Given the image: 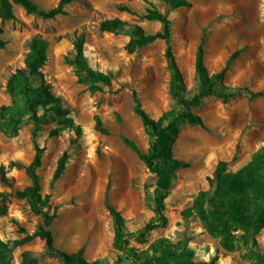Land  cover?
<instances>
[{
    "label": "rangeland",
    "instance_id": "1",
    "mask_svg": "<svg viewBox=\"0 0 264 264\" xmlns=\"http://www.w3.org/2000/svg\"><path fill=\"white\" fill-rule=\"evenodd\" d=\"M33 1L47 10L59 0ZM188 1V6L171 9L164 0H72L65 6V14L54 18L27 13L14 5L15 18L0 20V38L6 41L0 48V105L11 103L6 80L24 65L28 40L39 35L48 41L43 78L82 127L80 136L69 128L49 136V130L56 126L49 120L36 137L45 147L37 172L41 193L50 194L48 211L56 212L48 226L56 248L74 252L83 247L86 259H100L105 264H174L161 247L152 246L157 239L165 238L176 246L177 256L191 251L195 262L216 257L215 264H257L244 256V245L237 244L232 251L224 249L196 215H184L183 210L199 191L213 190L210 179L219 161H226L228 170H236L264 145V0ZM121 6L129 10H120ZM151 7L171 20V45L188 90L197 87L194 62L205 31L204 63L208 73L221 70L230 54L243 48L223 82L229 87L262 91V95L251 98L244 93L225 102L211 95L193 108L204 127L180 125L172 154L189 165L175 172L164 200L163 224L147 232L143 242L130 237L129 246L138 255L135 261L114 247L112 218L104 203L107 199L120 211L128 232L136 233L146 223L157 222L153 200L156 177L121 140V136L132 139L142 152L149 146L148 134L133 111V91L155 119L174 104L168 92L170 73L164 41L156 40L134 52L126 49L131 25H141L148 33L162 29L161 22L144 17ZM114 17L128 25L117 32L99 30L101 20ZM82 31L86 34L84 55L88 64L112 75L111 84L101 91L91 92L87 84L79 83L69 64L73 40ZM96 115L108 133L95 129ZM24 118L15 133L5 122L0 124V164L8 168L7 176L12 178L11 187L0 181V191L11 192L7 213L0 215V238L11 248L8 264H21L25 251L31 253L36 264H61L59 257L47 253L39 237L15 244L33 234L42 220L24 199L12 194L14 189L30 184L22 168H9L11 161L28 163L34 155V125L26 115ZM64 151L69 155L66 168L51 187L57 160ZM257 242L264 252V228Z\"/></svg>",
    "mask_w": 264,
    "mask_h": 264
},
{
    "label": "trees",
    "instance_id": "2",
    "mask_svg": "<svg viewBox=\"0 0 264 264\" xmlns=\"http://www.w3.org/2000/svg\"><path fill=\"white\" fill-rule=\"evenodd\" d=\"M72 0H59L57 4L47 10L40 9L33 0H0V20L15 18L13 7L20 5L25 12L39 15L43 18H54L65 14V6ZM171 9L188 6V0H164ZM120 10L129 9L121 6ZM147 20L161 22L162 29L148 33L141 25H131L130 39L126 44L128 52L150 44L156 40L165 43L164 56L170 77L168 92L174 101L173 106L158 116L152 118L144 110L136 91L132 92L133 111L139 116L147 134L149 146L142 152L137 144L126 136H121L123 143L135 152L146 167L156 177V191L154 212L157 222L150 221L136 233L126 230L125 219L120 211L107 199L104 206L112 218L114 238L113 245L130 258L137 260V254L129 246L130 237L139 242L145 240L147 232L163 224L165 221L164 200L172 185L175 172L185 168L189 163L172 154V144L178 136L182 123L197 124L204 127L201 116L194 112L205 97L214 95L225 102L228 99L247 93L251 98L262 95V91H253L245 86L229 87L224 82L226 71L238 57L243 48L234 50L228 57L225 66L218 72L209 74L204 63V44L206 33L203 31L197 46L194 70L197 79L195 90H188L185 86L181 71L171 45V20L166 14L154 7L147 8L144 15ZM128 25L118 17L101 20L98 28L104 32H117L121 27ZM0 26V32H1ZM85 32L78 33L73 40V57L69 64L79 83L87 84L91 92L101 91L103 86L111 84L112 75L93 69L84 55ZM6 41L0 38V48ZM48 41L39 35L32 36L27 43V52L24 56V65L12 72L5 84V89L11 97V103L0 105V124L5 122L15 133L26 115L33 123L34 155L30 162L11 161L9 168H22L30 179V184L12 191L14 197L24 199L29 209L41 216L33 234L26 235L15 244H23L34 237L44 241L45 249L50 256L59 257L61 264H105L100 259L88 260L84 257V248L80 247L74 252H66L56 248L53 244V234L48 228L56 212L49 213L50 194H42L40 178L37 169L42 164L45 147L40 146L36 137L43 125L53 120L56 126L49 130V136L58 135L63 129L74 130L77 136L82 134V127L76 124L70 116L69 110L63 106L59 96L51 91L50 84L43 78L42 67L47 60ZM38 78V81H37ZM8 115V116H7ZM118 118V117H117ZM119 119V118H118ZM95 129L101 133H108L99 116H95ZM68 153L64 151L57 160L50 186L60 178L66 168ZM8 168L0 164V181L11 187L12 178L7 176ZM213 190H201L192 203L183 210L184 215L194 214L201 225L220 240L221 246L229 251L235 249L237 244L245 246L244 256L254 260L257 264H264V252L258 249L257 235L264 228V145H262L251 159L236 170H228L226 161H219L213 177L210 179ZM11 192L0 191V215L7 213V201ZM152 246H159L174 264H215L216 257L209 261H192L191 251H185L177 256L176 246L168 239L159 238ZM11 248L0 238V264H8ZM21 264H36V259L29 251L22 254Z\"/></svg>",
    "mask_w": 264,
    "mask_h": 264
}]
</instances>
